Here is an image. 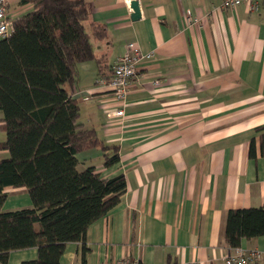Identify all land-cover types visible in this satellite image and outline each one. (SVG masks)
I'll return each mask as SVG.
<instances>
[{
    "label": "crops",
    "instance_id": "crops-1",
    "mask_svg": "<svg viewBox=\"0 0 264 264\" xmlns=\"http://www.w3.org/2000/svg\"><path fill=\"white\" fill-rule=\"evenodd\" d=\"M22 1L7 0L12 21L33 10ZM132 1L87 0L86 28L100 63L80 64L72 91L80 123L120 148L119 163L109 168L101 148L79 154V168L95 167L103 179L124 175L127 192L87 230L86 262L82 244L69 243L61 264L221 261L232 251L228 212L264 205V7L137 0L141 18L134 21ZM93 24L107 37L93 36ZM129 43L153 57L141 63L122 104L102 77L111 76ZM8 155L0 151V159ZM6 192L4 212L32 207L26 189ZM241 248L264 252V237L245 239ZM37 256L36 248L13 252L9 264Z\"/></svg>",
    "mask_w": 264,
    "mask_h": 264
},
{
    "label": "trees",
    "instance_id": "trees-1",
    "mask_svg": "<svg viewBox=\"0 0 264 264\" xmlns=\"http://www.w3.org/2000/svg\"><path fill=\"white\" fill-rule=\"evenodd\" d=\"M22 3L33 10L13 21L9 37L0 38V122L6 133L0 151L9 153L0 159V263L9 264L13 252L36 248L37 258L23 264H61L69 243L82 244L85 263L87 230L127 192L124 175L103 179L95 167L79 168L78 155L96 148L103 151L105 167L120 161L119 146L107 145L80 123L73 98L78 66L100 63L86 28L87 0ZM92 26L97 39L107 37L103 27ZM112 75L113 69L102 78L109 82ZM250 157H256L254 139ZM9 188L26 189L32 207L4 212ZM259 237L264 205L228 212L225 239L232 249Z\"/></svg>",
    "mask_w": 264,
    "mask_h": 264
},
{
    "label": "built area",
    "instance_id": "built-area-1",
    "mask_svg": "<svg viewBox=\"0 0 264 264\" xmlns=\"http://www.w3.org/2000/svg\"><path fill=\"white\" fill-rule=\"evenodd\" d=\"M242 4H247L250 11L258 12L264 7V0H224L223 7L226 9H236ZM7 0H0V38H7L14 30V23L8 16ZM190 18V17H189ZM153 53H144L136 43L127 45L126 53L121 56L113 68V75L106 83L119 103H124L128 92L131 89L132 81L140 71V65L144 61L150 60ZM159 84V81L156 82ZM123 110L114 114L123 115ZM264 262V252L260 250H244L234 248L221 261L215 260H197L184 264H259ZM116 264H144L138 260L124 259Z\"/></svg>",
    "mask_w": 264,
    "mask_h": 264
},
{
    "label": "water",
    "instance_id": "water-1",
    "mask_svg": "<svg viewBox=\"0 0 264 264\" xmlns=\"http://www.w3.org/2000/svg\"><path fill=\"white\" fill-rule=\"evenodd\" d=\"M131 7L133 9L132 19L134 21L140 20V18H141V10H140L139 1H137V0L132 1Z\"/></svg>",
    "mask_w": 264,
    "mask_h": 264
},
{
    "label": "rangeland",
    "instance_id": "rangeland-1",
    "mask_svg": "<svg viewBox=\"0 0 264 264\" xmlns=\"http://www.w3.org/2000/svg\"><path fill=\"white\" fill-rule=\"evenodd\" d=\"M3 116V114L0 112V117Z\"/></svg>",
    "mask_w": 264,
    "mask_h": 264
}]
</instances>
